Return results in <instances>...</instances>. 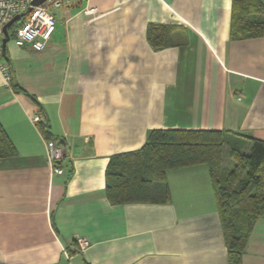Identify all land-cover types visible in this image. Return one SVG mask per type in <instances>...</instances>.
Listing matches in <instances>:
<instances>
[{"label":"crops","instance_id":"0c3cea01","mask_svg":"<svg viewBox=\"0 0 264 264\" xmlns=\"http://www.w3.org/2000/svg\"><path fill=\"white\" fill-rule=\"evenodd\" d=\"M55 15L45 51L2 52L0 122L17 155L0 159V264H228L204 165L170 170L171 201L157 204L110 203L106 169L154 129L264 141V34L231 39L233 0H73ZM152 24L172 45L151 46ZM39 112L48 133L31 122ZM49 139L65 149L59 172ZM243 264H264V219Z\"/></svg>","mask_w":264,"mask_h":264},{"label":"trees","instance_id":"16d2710c","mask_svg":"<svg viewBox=\"0 0 264 264\" xmlns=\"http://www.w3.org/2000/svg\"><path fill=\"white\" fill-rule=\"evenodd\" d=\"M263 34L264 5L259 0H233L231 39H253ZM12 36L10 33L9 41ZM147 38L154 49L168 47L172 45V29L152 24ZM46 126L42 124L48 133ZM16 155L15 145L0 122V159ZM227 158L233 163L231 168ZM197 165H206L209 171L228 264H243L255 225L264 219V141L224 131L151 130L141 149L110 158L107 199L114 205L169 203L168 172Z\"/></svg>","mask_w":264,"mask_h":264},{"label":"built area","instance_id":"2783aa9c","mask_svg":"<svg viewBox=\"0 0 264 264\" xmlns=\"http://www.w3.org/2000/svg\"><path fill=\"white\" fill-rule=\"evenodd\" d=\"M34 0H0V73L7 86L11 84V67L3 59V40L5 39V27L19 15L25 14L12 27L8 28V35L13 34L11 40L17 47H30L36 52L45 51L51 43L52 37L57 29V18L55 11L69 7L73 0H45L41 5L34 6ZM85 13L96 14L97 9L89 8ZM34 125L46 123L42 113H36L31 118ZM47 159L54 172H59L58 165L66 157L62 144L53 139L46 142ZM80 251L89 248L87 239L80 238L77 241Z\"/></svg>","mask_w":264,"mask_h":264},{"label":"water","instance_id":"95a60500","mask_svg":"<svg viewBox=\"0 0 264 264\" xmlns=\"http://www.w3.org/2000/svg\"><path fill=\"white\" fill-rule=\"evenodd\" d=\"M45 0H34L33 5L38 6L41 5ZM31 9H29L25 14L16 16L4 29L5 39L3 40V55L5 56V50L7 43L9 42L8 28L12 27L16 22H18L24 15L29 13Z\"/></svg>","mask_w":264,"mask_h":264},{"label":"rangeland","instance_id":"374dc122","mask_svg":"<svg viewBox=\"0 0 264 264\" xmlns=\"http://www.w3.org/2000/svg\"><path fill=\"white\" fill-rule=\"evenodd\" d=\"M11 43H14V41L13 40H10L9 41V43L8 44H11ZM227 164H228V166L231 168L232 167V165H233V163L230 161V159L229 158H227ZM226 164V165H227ZM206 168H207V166L206 165H204Z\"/></svg>","mask_w":264,"mask_h":264}]
</instances>
